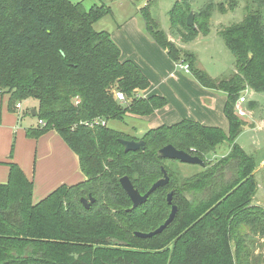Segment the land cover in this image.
<instances>
[{
    "label": "trees",
    "instance_id": "1",
    "mask_svg": "<svg viewBox=\"0 0 264 264\" xmlns=\"http://www.w3.org/2000/svg\"><path fill=\"white\" fill-rule=\"evenodd\" d=\"M195 1H176L169 13L171 36L188 42L208 34L215 8L234 11L244 4L243 20L217 29L235 56L234 69L224 78L211 77L194 53L173 42L150 16L149 4L142 14L151 37L173 60L187 62L203 86L227 93L229 132L182 120L139 137L110 127L109 120L150 115L168 100L145 96L147 75L134 61L121 59L109 31L95 28L106 5L0 0V91L10 94V109L35 99L36 117L45 124L29 128L27 135L56 130L86 177L34 203L33 182L10 164L9 181L0 184V264H264L247 243L250 235L264 237V208L253 204L258 154L237 142L246 124L236 112L243 91L264 93V0H205L194 10ZM191 11L196 28L187 25ZM118 91L125 101L117 99ZM248 105L253 109L259 102L251 99ZM122 138L144 139L145 148L127 152ZM224 142L230 152L211 164L208 155ZM168 144L203 158L206 166L183 176L168 164L175 160L158 155ZM162 166L169 184L132 208L120 179L128 176L144 194L163 177ZM168 190L175 191L176 218L162 233L138 237L136 232L155 230L169 217ZM91 197L95 201L86 208L81 199Z\"/></svg>",
    "mask_w": 264,
    "mask_h": 264
},
{
    "label": "crops",
    "instance_id": "2",
    "mask_svg": "<svg viewBox=\"0 0 264 264\" xmlns=\"http://www.w3.org/2000/svg\"><path fill=\"white\" fill-rule=\"evenodd\" d=\"M123 41L127 48L125 50L122 46L121 59L134 61L150 80V86L142 93L147 97L161 95L168 100L166 106L154 113L134 117L148 121L149 129L192 120L229 132L225 114L228 95L224 90L203 86L179 65L184 60H173L167 49L162 48L143 27L125 32ZM197 58L198 66L204 69ZM251 92L249 100H256L258 93ZM9 102L10 94L0 91V184L9 181L11 163L19 165L33 182L34 203L63 184L73 185L83 181L86 177L79 159L59 133L51 129L38 138L29 137L27 130L39 125V120L35 124L28 118L29 115L34 116V108H25L21 102V109L16 106L10 109ZM245 107L248 114L240 118L245 121L244 129L254 132L252 146L259 149L264 133V112L260 114L258 107L250 109L248 102ZM248 115L251 122L244 119ZM230 150L229 144L225 155Z\"/></svg>",
    "mask_w": 264,
    "mask_h": 264
},
{
    "label": "rangeland",
    "instance_id": "3",
    "mask_svg": "<svg viewBox=\"0 0 264 264\" xmlns=\"http://www.w3.org/2000/svg\"><path fill=\"white\" fill-rule=\"evenodd\" d=\"M79 2L82 0H72ZM177 0H84L87 8L93 4H104L107 6L108 12L95 24L97 30H107L112 34L113 40L122 48L124 44L123 37L128 30L135 29L136 27H143L147 33L148 27L146 20L142 14V9L149 4L148 12L150 16L169 33L170 18L169 13ZM205 0L195 1L193 9L197 10ZM245 16L244 4L241 2L234 11H220L215 8L211 14L209 21L210 30L208 34H199L194 41H184L181 37H173L169 33V37L179 47L195 53L200 60L201 66L213 78H224L231 70L234 69L235 56L225 45L223 38L218 34L217 29L219 26L229 25L234 22H240ZM116 39V40H115ZM123 44V45H121ZM187 44V45H186ZM123 50V49H122ZM184 56L181 55V59ZM189 74H192L189 72ZM194 77V76H193ZM194 80V78H192ZM196 79V78H195ZM195 81V80H194ZM251 91H243L240 96H246L250 99ZM255 99L259 102L257 106L260 108V114L264 112V93H258ZM25 108H35L38 102L33 98H27L22 101ZM245 107V105H244ZM246 108V107H245ZM248 112L246 113V115ZM28 118L33 120V123H38L36 116L29 115ZM243 118V117H242ZM249 120V115L244 117ZM108 125L114 129L131 135L142 136L148 129V121L132 116H125L124 119H111ZM254 132L244 129L243 133L237 138V142L245 148L247 152L257 151L258 160L255 170L256 179L258 182V189L253 197V204L260 205L264 208V133L259 149L254 148L252 145ZM257 147V148H258ZM262 149H261V148ZM229 149V142L221 144L215 152L210 153L208 160L211 164L217 163L222 158L226 157L225 153ZM230 152V151H229ZM225 155V156H224ZM208 163V161H207ZM168 164L175 169H180L183 176H190L202 170V166L198 164L183 163L180 161H168ZM226 171V169H224ZM230 173L226 172L225 176L228 178ZM170 190L167 191L169 193ZM187 197L192 198V194L188 191ZM171 211V208L169 212ZM249 247L255 252L264 257V237H255L250 235L248 237ZM232 251L235 250V244L231 245Z\"/></svg>",
    "mask_w": 264,
    "mask_h": 264
},
{
    "label": "water",
    "instance_id": "4",
    "mask_svg": "<svg viewBox=\"0 0 264 264\" xmlns=\"http://www.w3.org/2000/svg\"><path fill=\"white\" fill-rule=\"evenodd\" d=\"M187 25L189 27H195V14L193 11H191L187 17ZM32 114L36 116V109H33ZM120 142L125 148V151H137L139 149H144L146 142L144 139H126L122 138L120 139ZM158 155L163 158V159H169V160H177L183 163H190V164H198L201 165L202 167L206 166V161L196 155H192L191 153L181 150L176 148L172 144L165 145L164 147L160 148L158 151ZM162 171H163V177L158 179L151 188L146 192V193H141L139 189H137L131 179L128 176H124L120 179V183L126 193L128 194L129 198L131 199L133 206L132 208H136L145 202H147L149 196L155 192L158 188L164 187L169 184L170 182V176L164 166H162ZM174 193L175 191L172 190L168 193L167 195V202L169 205H171V212L169 217L165 220L164 223H162L158 228L155 230H152L150 232H141L138 231L136 232V235L138 237L142 238H149L153 237L155 235H158L162 233L176 218L179 207L177 204L174 203ZM82 203L85 205L86 208H89L91 204L95 201L93 197L91 199L87 198H82L81 199Z\"/></svg>",
    "mask_w": 264,
    "mask_h": 264
},
{
    "label": "built area",
    "instance_id": "5",
    "mask_svg": "<svg viewBox=\"0 0 264 264\" xmlns=\"http://www.w3.org/2000/svg\"><path fill=\"white\" fill-rule=\"evenodd\" d=\"M179 65H180L181 67H183V69H184L185 71H187V72H191V70H190V66H189V64H188L187 62L182 61V62L179 63ZM248 90H249V89H246L245 91H248ZM116 96H117V99H118V100H120V101H125V95H124L122 92L118 91V92L116 93ZM248 101H249V98L246 96V94H245L244 96H240V97H239V99H238V101H237V103H236V112H237V114H238L239 116H244V115H246V113H247V109L244 107V105H245ZM16 107H17L18 109H21V108H22V103H21V102H18V103L16 104ZM39 124H40V125H44L45 122H44L43 120H39Z\"/></svg>",
    "mask_w": 264,
    "mask_h": 264
}]
</instances>
